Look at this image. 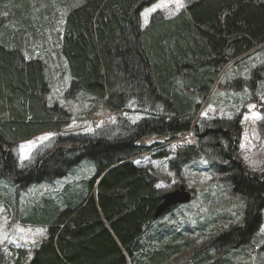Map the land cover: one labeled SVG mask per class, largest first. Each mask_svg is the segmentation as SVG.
<instances>
[{
	"label": "trees",
	"instance_id": "16d2710c",
	"mask_svg": "<svg viewBox=\"0 0 264 264\" xmlns=\"http://www.w3.org/2000/svg\"><path fill=\"white\" fill-rule=\"evenodd\" d=\"M156 1L52 0L51 7L35 10L30 0H0V16H5L0 25V184L6 192L0 196L52 184L82 162L92 170L59 199H42L25 211L21 223L44 228L45 237L29 253L19 251L14 264H227L224 252L242 248L258 231L264 172L249 171L237 155L241 117L213 120L203 129L197 115L231 62L264 49V0H190L172 18L153 13L142 29L141 12ZM58 8L63 19L52 35V50L70 79L64 98L81 94L111 113L131 105L147 116L135 124L117 121L121 127L108 128L109 136L70 138L20 170L15 146L43 132L57 133L70 119L57 104L48 106L46 65L31 51V43L42 40L36 30ZM260 69L264 72V66ZM256 80L253 70L250 83ZM186 133H193L196 143L177 149L170 168L180 174L183 166L203 158L240 197L243 211L239 226L209 243L216 257L203 249L178 262L191 241L164 225L153 228L162 203L155 187L159 177L134 160L155 148L140 145L141 140L161 137L160 147ZM166 156L161 152L154 158Z\"/></svg>",
	"mask_w": 264,
	"mask_h": 264
},
{
	"label": "rangeland",
	"instance_id": "374dc122",
	"mask_svg": "<svg viewBox=\"0 0 264 264\" xmlns=\"http://www.w3.org/2000/svg\"><path fill=\"white\" fill-rule=\"evenodd\" d=\"M51 1L30 0V3H33V9L43 10L44 7L52 6ZM187 1L190 0H179V3L177 0H157L141 12V28H145L150 16L155 12L161 13L164 18L174 17L185 7ZM154 7L156 10L145 18L144 13ZM62 19L63 12L58 8L54 16L46 20L44 25L38 28L39 31L36 30L42 33V40L38 41L39 44L31 43V51L32 57L41 58L46 65L45 75L50 83L48 106L57 104L64 109L70 115L69 123L57 133L43 132L18 143L13 149V155L20 170L33 167L57 144L67 143L70 138L82 140L100 135L109 136L108 128L121 127L122 124H118L117 121L135 124L147 116L145 111L141 112L131 105L126 112L111 113L104 108L102 102L81 94L71 100L64 98L70 79L64 61L52 50V35L59 31ZM4 20L3 14L0 16V25L5 22ZM263 66L264 49L257 50L237 63L231 62L221 72L218 87L213 95L210 94L208 102L203 104L197 115L202 120L200 128L203 129L210 128V122L213 120L229 122L235 117H241L237 155L248 170L254 173L264 172V72L260 69ZM253 70H256L258 76L254 85L250 83ZM237 80L240 82L237 83ZM253 105L255 107H252ZM253 113L259 114L262 118L259 120L252 118ZM260 125L262 129L259 128ZM161 142H163L161 137L141 140L140 145H152L155 148L135 159L134 164L141 168L151 167L154 170L159 177L155 187L161 195L172 193L180 186H184L190 193L191 200L185 205L170 208L154 222L153 228L159 224L164 225V229L179 232L185 239L191 241L187 252L176 258L178 262L182 256L192 257L193 253H199L203 249L216 257L213 250H208L209 243L221 231L241 224L242 200L232 193L229 184L210 168L203 158L183 166L180 174L170 168L169 161L176 157L177 149L196 143L193 133H186L168 144L157 146ZM161 152L167 153V156L154 158ZM91 171L89 164L82 162L72 169L67 177L52 184L32 186L25 193L14 196L10 190L7 192L10 196L1 194L0 264H14L19 251L29 253L45 237L44 228L21 223L25 211L39 204L42 199H59L67 186L77 185L87 178ZM2 187L4 188V184H0V193L6 194ZM158 230L164 231L161 228ZM246 245L231 252H224L227 264H264V209L261 225Z\"/></svg>",
	"mask_w": 264,
	"mask_h": 264
},
{
	"label": "water",
	"instance_id": "95a60500",
	"mask_svg": "<svg viewBox=\"0 0 264 264\" xmlns=\"http://www.w3.org/2000/svg\"><path fill=\"white\" fill-rule=\"evenodd\" d=\"M191 200L190 193L185 189L184 186H180L177 190L172 193L162 195V203L157 208L154 218H160L167 210L175 206L185 205Z\"/></svg>",
	"mask_w": 264,
	"mask_h": 264
},
{
	"label": "snow or ice",
	"instance_id": "6c2138e0",
	"mask_svg": "<svg viewBox=\"0 0 264 264\" xmlns=\"http://www.w3.org/2000/svg\"><path fill=\"white\" fill-rule=\"evenodd\" d=\"M177 2L179 3V0H177ZM159 6V5H158ZM156 10V8L154 7V8H151V9H148L145 13H144V16H145V18H147V16H148V14L150 13V12H154ZM252 107H255L254 105L252 106ZM250 111H251V109H250ZM248 117H246V119H247ZM252 118H254V119H261L262 117L259 115V114H256V113H253V117ZM23 147V146H22Z\"/></svg>",
	"mask_w": 264,
	"mask_h": 264
},
{
	"label": "bare ground",
	"instance_id": "6f19581e",
	"mask_svg": "<svg viewBox=\"0 0 264 264\" xmlns=\"http://www.w3.org/2000/svg\"><path fill=\"white\" fill-rule=\"evenodd\" d=\"M76 184V183H75ZM71 205V204H70ZM44 206V205H43ZM43 214V213H42ZM26 215V214H25ZM30 215V214H29ZM45 215V214H44ZM22 216V215H21ZM170 220V219H169ZM189 222H190V220H189ZM172 228V227H171ZM195 231V230H194ZM191 234V233H190ZM200 236V235H199ZM247 246V245H246ZM228 258V257H227Z\"/></svg>",
	"mask_w": 264,
	"mask_h": 264
}]
</instances>
